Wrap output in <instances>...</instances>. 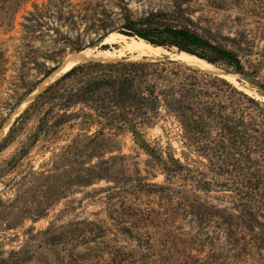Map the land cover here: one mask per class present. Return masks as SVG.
I'll use <instances>...</instances> for the list:
<instances>
[{"label":"trees","instance_id":"1","mask_svg":"<svg viewBox=\"0 0 264 264\" xmlns=\"http://www.w3.org/2000/svg\"><path fill=\"white\" fill-rule=\"evenodd\" d=\"M26 1L0 0V26L11 29L17 6ZM93 6L86 2L47 0L40 7L34 5L33 11L23 16L20 25L24 32H37L41 39L58 45L50 55L43 52L45 58L51 57L56 63L61 60L58 59L66 47L72 51L85 47V37L78 32V25L87 20L84 31L93 32L96 41L117 32L143 39L152 46L175 47L177 51L193 54L225 70L244 72L236 53L187 27L156 25L152 17L157 14L141 19L123 14L117 22L112 12H97ZM62 26L67 27V31L61 30ZM69 31L76 34L73 39ZM90 43L92 41H88ZM29 47L21 44L18 52L22 68L30 63L37 64L29 55L30 51H24ZM89 57L95 60L81 62ZM79 62L37 93L1 140L0 148L19 121L36 115L25 141L0 163V182L3 184L0 228L11 230L22 226L26 220L36 221L75 187L89 186L100 180L122 178L125 181L121 163L124 155L104 158L99 154V142L108 140L104 138L105 129L126 130L141 148L155 157L167 181V184L159 185L135 179L130 187L157 191L169 198L174 207L193 218L200 232L210 226L216 230L214 238L223 235L226 245L215 248L220 251L210 250L205 257L189 256L177 260L174 247L168 244L169 235L161 233L160 237H154L162 228L158 216H153L155 211L120 199L127 193L124 188L107 187L108 218L120 234L136 242L135 248L125 252L124 258L113 256L114 263L233 264L224 251L227 253L228 246L234 241L241 240L243 246L252 243L256 248L264 245V104L247 96L225 78L186 66L178 60H130L124 57L108 61L89 55ZM5 63L4 52L0 49V77ZM56 66H44L42 78L51 74L43 81L53 75ZM34 87L27 93H32ZM249 109L258 111L261 119ZM161 111L162 115L175 118L183 143L206 157L210 170L223 177L222 180L206 179L203 173H195L173 155L156 154L147 144L141 129L153 124ZM94 126L97 129L92 131ZM74 127L79 132L68 143L57 147L58 151L50 150L46 160L36 167L30 160L24 162L38 143H42L43 152L49 151L52 144L65 136L66 129ZM177 179L182 181L178 188L171 185ZM6 190L10 195L3 198L2 193ZM211 190L224 192L228 204H214L198 193ZM26 230L24 245L11 250L6 259L0 258V264H26L34 260L41 264H86V256L92 249L88 247L85 248L87 253H78L74 252L75 246L92 242L95 245L93 251H97L102 242L98 239L105 232L99 221L88 218L59 226L51 222L34 233L32 226ZM206 236L211 242L213 236Z\"/></svg>","mask_w":264,"mask_h":264},{"label":"rangeland","instance_id":"2","mask_svg":"<svg viewBox=\"0 0 264 264\" xmlns=\"http://www.w3.org/2000/svg\"><path fill=\"white\" fill-rule=\"evenodd\" d=\"M72 3H91L97 12L109 11L113 13V18L118 22L121 21L123 14H129L135 19H141L151 14H157L152 17V22L156 25H169L178 27H187L210 42L233 51L237 54L242 67L243 73L225 70L223 67L208 63L204 67H199L195 63L183 60L179 54L184 51H177L175 47L169 49L161 47L163 50L136 49L130 44L139 42L140 38L133 36H125L121 38L113 35L115 32L107 34L103 40L96 41L93 32H86V23L78 25V32L85 37V47H91V54L95 57V51L107 50L112 53V57L108 61L120 60L124 57L130 60L136 59H153V60H178L186 66L203 70L210 74H217L229 82H231L238 90L247 96L254 98L260 104H264V0H70ZM47 0H27L17 6V10L13 16V25L10 29L7 26H0V49L3 50L6 63L5 70L0 77V143L1 140L8 135V131L14 119L24 110L26 105L53 80H45V85L39 91L34 92L27 100L23 108L18 110L17 115L13 118L11 124L3 130L2 125L6 122L17 106L21 104L29 95L28 89L37 86L43 81L42 70L50 68L53 65H59L66 56L78 53L79 51L69 50L65 48L61 57L54 62L51 57L45 58L43 52L52 54L58 45L52 44L46 38L41 39L37 36V32L28 34L21 28L20 23L23 22V16L33 11V6H42ZM10 29V30H9ZM61 30L67 31V27L62 26ZM71 38L75 37V33L69 31ZM120 34V33H119ZM124 36V35H123ZM143 40V39H141ZM88 41L92 43L88 44ZM21 44H28L30 47L24 49L25 52L30 51L32 58H35L37 64H27L25 68L20 66V54H18ZM156 47V46H154ZM21 51V50H20ZM101 58V57H99ZM105 59V58H103ZM95 60L87 58L83 61ZM81 61V62H83ZM103 61V60H102ZM79 62V63H81ZM43 64V65H42ZM45 66V67H44ZM56 66V67H57ZM179 69L185 68L177 66ZM219 69L228 73L222 75ZM188 72V71H186ZM246 77H252L260 88L248 83ZM47 82V84H46ZM42 84V83H41ZM40 84V85H41ZM33 89V90H34ZM32 90V91H33ZM34 90V91H35ZM31 91V92H32ZM250 110V109H249ZM256 115L257 119H261L258 111L250 110ZM154 120L150 126L143 127V138L147 144L153 148L156 154L165 157L173 155L178 158L184 165L190 167L195 173L201 172L206 179H219L223 177L216 176L210 170L209 162L206 157L200 155L192 148L187 147L183 143L179 125L175 118L170 115H162ZM264 118V117H262ZM36 115H31L18 122L14 130L10 133V138L6 140L4 146L0 148V163L11 155L25 141L26 136L32 130L35 124ZM97 129L94 126L91 130ZM79 132L76 127L65 130V136L52 144L49 151L41 148V142L38 143L24 160H30L36 167L40 162L46 160L50 155V150L58 151L60 147L70 141V139ZM104 138L106 141L99 142V154L104 158L110 155H124L122 164L124 165L122 173L127 178L125 181L120 178L118 181L110 179L109 181L100 180L89 186L75 187L73 192L67 194L64 198L55 203L47 213L34 222L26 220L20 227L11 230L0 228V258L6 259L11 250L18 249L24 245L27 238V230L30 226L36 230L47 227L51 222L56 226L66 224L67 222L88 218L90 220L99 221L105 228L103 236L98 239L97 251L92 242L86 245L75 246L74 252L87 253L85 248L90 247L92 251L86 256V264H123L121 261L114 263L113 256L124 258L125 252L135 248V240H129L120 234L116 229L114 222L108 218L107 196L109 191L107 187L124 188L127 193L122 194V200L139 208L153 209V216L157 215L162 227L154 237H160L161 233L169 236L167 239L172 247L177 260L187 258L189 256L205 257L210 250L220 249L225 246V238L223 235H217L214 238L216 230L204 227L201 232L197 227L193 218L188 213L180 211L174 207L169 198L160 195L159 192H146L131 188L134 180L139 179L144 183L167 184L161 166L155 157L151 156L137 141L134 140L131 132L126 130L110 131L104 130ZM96 160L93 159V162ZM120 164V161L118 162ZM122 168V167H121ZM123 180V182H121ZM171 184L175 187L182 185V181L177 179ZM3 184L0 182V191ZM147 189V187H145ZM188 188V187H187ZM117 190V189H116ZM2 193L3 198H7L10 193ZM198 193L206 199L217 205H227V198L224 192L211 190L207 193L198 191ZM223 199V200H220ZM115 203V201H114ZM175 210L176 213L173 212ZM173 212V213H172ZM159 213V214H156ZM152 231L155 228L149 227ZM213 231V232H212ZM206 233L211 239L207 238ZM238 235V234H237ZM249 236L246 235L248 240ZM250 241V240H248ZM212 244V246H210ZM242 246V248H240ZM99 249V251H98ZM216 249L215 251H220ZM227 255L229 261L233 264H264V245L256 248L252 243L243 246L241 240L234 241L228 246ZM48 258V257H47ZM5 264V263H1ZM26 264H41L35 260Z\"/></svg>","mask_w":264,"mask_h":264},{"label":"bare ground","instance_id":"3","mask_svg":"<svg viewBox=\"0 0 264 264\" xmlns=\"http://www.w3.org/2000/svg\"><path fill=\"white\" fill-rule=\"evenodd\" d=\"M113 35L119 36L121 38H125V36H123L122 34H119L117 32H115ZM130 46L132 48H136V49H151V50H163L161 47L159 46H152L151 44L145 42L144 40H139V42H136L135 44H130ZM91 47H86L84 50L78 52V53H73L70 54L68 56H66V58L64 59V61L57 67L55 68V72L53 73V75H51L48 79L50 80H54L56 79L58 76H60L61 74H63L65 71H67L68 69H70L74 64L76 65L77 63H79L80 60H82L83 58H85L86 56H89V54H91ZM146 51V50H145ZM95 55L101 57V58H105V59H109L112 57V53L110 51L107 50H99L97 49L94 53ZM179 56L185 60V61H190L192 63H195L197 66L199 67H204L205 65L208 64V62H206L205 60L198 58L195 55L189 54L187 52H181L179 54ZM222 75H224V73H221ZM45 81L42 82V84L39 86H37L36 90L33 91L32 93H30L27 98L17 106V108L15 109V111L11 114V116L9 117V119L4 122V124L2 125L3 130L6 129L11 122L13 121V118H15V115H17L18 110H20L21 108H23V106L25 105V103L27 102V100L32 96V94L34 92L39 91L40 88H43V86L45 85L44 83ZM47 84V82H46ZM1 137V136H0Z\"/></svg>","mask_w":264,"mask_h":264},{"label":"water","instance_id":"4","mask_svg":"<svg viewBox=\"0 0 264 264\" xmlns=\"http://www.w3.org/2000/svg\"><path fill=\"white\" fill-rule=\"evenodd\" d=\"M189 54H190V53H189ZM192 55H193V54H192ZM64 59H65V58H64ZM63 61H64V60H63ZM63 61H62V62H63ZM87 61H89V60H87ZM62 62H61V63H62ZM83 62H86V61H83ZM61 63H60V64H61ZM60 64H59V65H60ZM78 64H79V63H78ZM59 65H58V66H59ZM54 70H55V69H54ZM54 70H53V71H54ZM53 71H51V72H53ZM219 72H220V73H224V74L228 73L227 71H224V70H221V69H219ZM49 74H51V73H49ZM49 74H48V75H49ZM48 75H47V76H48ZM219 75H220V74H219ZM47 76H45L44 79H45ZM58 77H59V76H58ZM58 77H57V78H58ZM57 78H56V79H57ZM44 79H43V80H44ZM54 80H55V79H54ZM54 80H53V81H54ZM246 81H247L248 83H250V84H252V85L258 87V88L261 87V85H259L255 80H253L252 77H246ZM49 84H50V83H49ZM47 85H48V84H47ZM44 88H45V87H44ZM44 88H43V89H44ZM39 92H40V91H39ZM39 92H38V93H39Z\"/></svg>","mask_w":264,"mask_h":264}]
</instances>
